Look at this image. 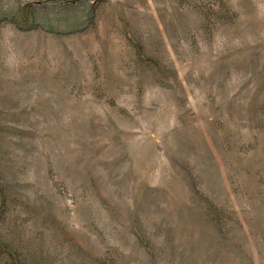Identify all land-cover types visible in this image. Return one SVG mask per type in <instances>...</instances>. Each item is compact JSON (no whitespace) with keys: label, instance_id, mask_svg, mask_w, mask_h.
Returning <instances> with one entry per match:
<instances>
[{"label":"rangeland","instance_id":"obj_1","mask_svg":"<svg viewBox=\"0 0 264 264\" xmlns=\"http://www.w3.org/2000/svg\"><path fill=\"white\" fill-rule=\"evenodd\" d=\"M0 239L264 264V0H0Z\"/></svg>","mask_w":264,"mask_h":264},{"label":"trees","instance_id":"obj_2","mask_svg":"<svg viewBox=\"0 0 264 264\" xmlns=\"http://www.w3.org/2000/svg\"><path fill=\"white\" fill-rule=\"evenodd\" d=\"M0 249L6 250V252L8 253V256H9V258H11L13 264H21L18 260L17 254L14 253L13 251H11L10 249L8 250L6 243L2 239H0Z\"/></svg>","mask_w":264,"mask_h":264}]
</instances>
